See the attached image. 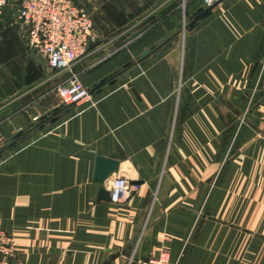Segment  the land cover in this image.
Here are the masks:
<instances>
[{
  "label": "crops",
  "instance_id": "0c3cea01",
  "mask_svg": "<svg viewBox=\"0 0 264 264\" xmlns=\"http://www.w3.org/2000/svg\"><path fill=\"white\" fill-rule=\"evenodd\" d=\"M19 1L0 17V230L14 264L162 250L178 264H264V0H220L194 28L202 0H93L97 41L62 71L29 48ZM72 72L90 89L118 74L39 126ZM98 156L119 161L107 190L116 176L140 185L125 203L97 199Z\"/></svg>",
  "mask_w": 264,
  "mask_h": 264
},
{
  "label": "built area",
  "instance_id": "2783aa9c",
  "mask_svg": "<svg viewBox=\"0 0 264 264\" xmlns=\"http://www.w3.org/2000/svg\"><path fill=\"white\" fill-rule=\"evenodd\" d=\"M11 0H0V17ZM220 0H202L205 7ZM18 22L27 34L29 48L43 53L48 66L55 70H71L76 61L86 57L97 41L91 14L75 0H20ZM185 25V24H184ZM62 105L70 106L92 96L90 88L79 79L70 76L56 88ZM4 140H0L3 144ZM140 185L123 176L111 182V202L125 203L138 191ZM16 247L13 237L0 230V264H14ZM126 264H178L172 263L170 253L162 250L155 257H139L130 254Z\"/></svg>",
  "mask_w": 264,
  "mask_h": 264
},
{
  "label": "water",
  "instance_id": "95a60500",
  "mask_svg": "<svg viewBox=\"0 0 264 264\" xmlns=\"http://www.w3.org/2000/svg\"><path fill=\"white\" fill-rule=\"evenodd\" d=\"M217 4H218V2H216L213 5L208 6V7H205V6L200 7L198 10H196L195 12H193L189 16V18H188L189 22L187 25L185 24V26H188L189 28H194L199 21L209 17L212 14L213 8ZM155 47L156 46H152L149 50H145L139 56L138 61L142 62L143 60H145V58H147L150 54H152L151 52H152V50L155 49ZM130 65H131L130 62L125 64L123 69L128 68ZM115 80H116V77H114V75L107 77V78H104L100 82L95 84L90 89V92L91 93L99 92L105 84L113 83ZM128 85L131 88V91L133 92V94L139 100H141V96L138 94L137 90L133 87V85L131 83H129ZM63 111H69V108L58 107V108L54 109L53 112H51L50 114L44 116L42 118V120H46L49 122H55L56 120H58V118L60 117V114ZM23 134H24L23 131L18 132L14 136L13 140L9 143V146L16 145V143L23 136ZM118 169H119V161H117L115 159L107 158V157H102V156L97 157L94 179H95V181H97L99 183V191H98V196H97L98 200L111 201V191L107 190L104 185L113 173L118 172ZM123 253H125V250L123 251ZM119 254L120 253H116V254L111 255L110 259L108 261L104 262L103 264H110L113 259H115L116 257L119 256Z\"/></svg>",
  "mask_w": 264,
  "mask_h": 264
},
{
  "label": "rangeland",
  "instance_id": "374dc122",
  "mask_svg": "<svg viewBox=\"0 0 264 264\" xmlns=\"http://www.w3.org/2000/svg\"><path fill=\"white\" fill-rule=\"evenodd\" d=\"M78 4H80V5H82L85 9H87L90 13H94V11L95 10H91L90 9V6H92V5H94L93 3L94 2H92L93 0H75ZM95 6V5H94ZM187 25V24H186ZM184 27H185V25H184ZM186 28V27H185ZM183 27L182 26H180V29H179V34H181V32L183 33ZM182 37H183V35H182ZM184 38V37H183ZM108 40H110V39H108ZM116 44V43H115ZM115 44L114 43H112V46H111V49H114V46H115ZM111 52L112 51H110V50H106V52L105 53H103V54H105V55H109V54H111Z\"/></svg>",
  "mask_w": 264,
  "mask_h": 264
},
{
  "label": "trees",
  "instance_id": "16d2710c",
  "mask_svg": "<svg viewBox=\"0 0 264 264\" xmlns=\"http://www.w3.org/2000/svg\"><path fill=\"white\" fill-rule=\"evenodd\" d=\"M169 40H170V38H169ZM169 42V41H168ZM167 41L166 42H164L163 44H159V45H157L156 47H155V49L154 50H152V54H155V53H157V51L158 50H160L164 45H166L167 43H168ZM146 59V58H145ZM134 63L132 62L131 63V65L129 66V67H131L132 65H133ZM118 73H116L115 75H114V77H116V75H117ZM61 107H65V108H68L69 107V105L68 106H61ZM39 121V126H43V125H45L48 121H46V120H42V119H39L38 120ZM8 147V146H7ZM6 148V147H5ZM4 149V148H3Z\"/></svg>",
  "mask_w": 264,
  "mask_h": 264
}]
</instances>
